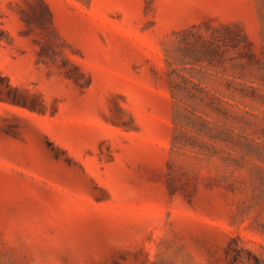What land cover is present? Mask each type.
I'll list each match as a JSON object with an SVG mask.
<instances>
[{
  "label": "rangeland",
  "instance_id": "1",
  "mask_svg": "<svg viewBox=\"0 0 264 264\" xmlns=\"http://www.w3.org/2000/svg\"><path fill=\"white\" fill-rule=\"evenodd\" d=\"M0 264H264V0H0Z\"/></svg>",
  "mask_w": 264,
  "mask_h": 264
}]
</instances>
